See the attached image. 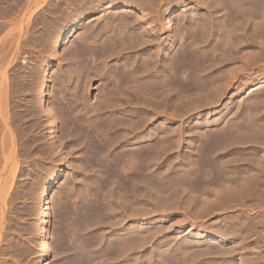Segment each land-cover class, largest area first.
<instances>
[{
	"label": "rangeland",
	"instance_id": "obj_1",
	"mask_svg": "<svg viewBox=\"0 0 264 264\" xmlns=\"http://www.w3.org/2000/svg\"><path fill=\"white\" fill-rule=\"evenodd\" d=\"M88 1L89 3L87 0H35L32 1L33 3H27V1L22 2L23 4L20 3V7H23V11L20 8L22 22L25 25H23V36L21 35L20 40V52L14 55L11 48L10 52L6 54V56H11L9 58L0 52L2 54H0L2 56L0 57L2 58L0 59V66L1 70H6L8 74V85L11 88H15L14 86L18 84L23 85L22 93L24 94L21 93L20 99L25 108L27 100H29L27 106L31 107L24 108L28 114V116L24 115V118L27 120L26 123L28 125H33L32 127L28 126V128H32L29 129L30 132H28V129L26 130L32 141L30 140L25 144L20 141L18 143L20 144L19 148H17L18 145L15 147L14 155L18 159L16 160L17 165L15 168L12 169L9 163L2 164L4 163L2 155L8 153L7 148L1 151L2 155L0 152V187L2 183L4 187L1 188L5 190L2 192L6 197H4V203L6 204L7 202L6 205H3V211L5 212V214L3 212V220H0V264H42L43 260L37 251V245L41 240L40 238H43L44 235L46 237L51 235L49 236L51 250L46 260L48 264H69V262L70 264H80L81 262L77 263L72 258L71 251L74 249L80 251L81 254L82 252L90 254L87 260L81 264H261L264 245L262 244L260 224L261 215L264 212V203L258 196L257 189L259 184L256 182L259 179L257 169L260 171L262 167V165L259 166L258 164L264 157V152L262 153L261 151H264V147H260V143L263 140L258 139V134L261 135L260 133L264 132V128H262L264 126V57L262 56L264 55L261 53L257 43L247 45L248 41L246 38L249 36L253 23L263 21L264 15L253 17L249 23L251 26L246 24L242 27L239 25L240 19L233 18V20L231 16L236 9H241L240 6L245 9L243 5L249 7V3H253L255 0H251L252 2L250 0H223L224 4H220L221 2L218 0L220 2L217 1L219 6L216 5V0L215 2L214 0H113L110 6H108V0ZM119 3L126 5V8L117 7L116 5ZM213 3L215 6L212 5ZM257 3L264 5L263 0H257ZM95 5L98 6L97 9H95ZM170 8H176L173 29L175 42L170 50H164L163 45L165 40H167L168 32L163 30L162 25L164 14ZM28 11L31 13L30 16ZM111 12L113 15L110 16L113 19L109 16ZM60 13L61 15H69V17L65 20L64 15L61 16L59 15ZM26 15L29 16V19ZM11 16H7V20L5 18L8 21L3 30L5 32L14 25L11 22ZM120 16L121 19L125 20L124 22L129 17L125 24L126 26H124L125 29H122V33L119 34L120 38L117 32L114 33L112 28L109 32L105 30L97 31L101 25L104 26L102 24L104 19L107 20L105 24H108V28L111 27L109 25L115 24L116 20L120 21L121 19H118ZM61 17H63L62 20ZM114 17L115 21H113ZM55 21L56 23L53 25ZM62 22H65L62 29L57 31V26ZM109 22L111 23L109 24ZM128 22L129 26L127 25ZM222 22H225V25ZM34 23L35 26H33ZM76 25H83L81 28L83 32L82 30L78 31V34L72 32L71 30ZM51 27H55V30ZM86 29L90 31L88 32ZM127 29L130 32H127ZM3 31L2 33H4ZM131 32H133V35ZM49 33H51V36ZM68 33H70V39L73 38L72 43H75V38L79 40L83 33L87 34V39H85L90 44L94 43L93 45L91 44V47H95V49L100 48L103 43L105 45L106 41L104 39L108 37V40L106 39L107 43L111 39L113 42L116 41V37L117 40H122L124 37L126 40H130L126 36L130 33L128 37L131 40L126 41L127 43L125 42V47L127 48L123 46L115 48L114 54L112 52L109 54V52L105 51L109 55H106V57L104 52L103 59L101 58L102 53L95 54L96 56H93V59L94 57H99V59L90 60L86 65H83L84 63L79 64L76 71L69 69L71 68V60H69V57L67 58L66 45L63 43ZM123 33L125 36H123ZM2 37L1 34L0 38ZM101 38H104L103 43ZM43 40L48 44H45ZM54 40L57 42L53 51L51 41ZM257 41L261 40L257 39ZM67 47H72V45ZM51 53L55 55L53 59L50 57ZM176 53H179L180 62L182 61L179 71V76L181 77L179 97L181 101H178L181 104H172V106L171 102L173 99H170L169 106L165 108L153 105L149 109L141 103L135 107V103L131 102L122 104L115 111L116 114L115 112L112 114L106 113L110 117L114 116L116 124L119 126L121 124V128L119 126L115 128L118 131L115 130L113 132L115 135L112 136L123 135L124 132L128 133L125 127L128 124H133L135 128L132 127V131H137L138 128L137 133L136 131L134 133L136 135L133 139H136V136L143 132H151L153 136H150L149 144L153 145L158 142L159 145L162 144L166 148L163 152L164 154H161L162 156L160 155L156 160L153 157L154 161L150 163L149 182L151 181V184L149 183L150 189L147 194V202L136 200L130 207L128 206L129 208L117 206L114 207L115 210H110L111 207H108L104 210V213H99L90 222L85 223L84 218H81L83 220V223H81L80 216L83 214L80 209H78L80 212H77L74 208H77L76 206L79 208L85 201L84 196L88 192V186H94L95 182H98L97 176L101 175V168L88 162V154L91 151L88 150V154L86 153L87 150L84 146L85 137H77L74 131H70V117L66 114H61V111L57 112L56 110L58 114L56 113L55 116L57 118L56 125L59 128L60 137L63 139L64 144L62 143L60 148L48 149L50 145L53 146V142L50 144L51 140L48 138L49 135H47L49 125L43 117V106L36 103L39 102L37 91L41 87V92L47 103L46 106L51 104L54 99H57L55 100V105L58 108H63V103L68 99V101L79 103L82 98L80 99L74 95L79 96L78 93L81 94L83 91L81 87L79 88L78 79L80 78V83V73L87 70V82L86 80L84 82V91L86 89L87 92L83 91L86 94L84 101L87 99L88 105L94 107L99 105L100 101L101 103L103 100L105 102V99L108 100L110 97L111 99L113 97L114 101H116L119 97L117 88L120 89L123 84L122 82V84L120 83L122 77L119 75L128 74L125 71H129L135 72L137 80L146 85L151 84L153 81L152 84H161V78L165 82L169 81L167 83L169 85L166 87V93H168L169 97L170 92L173 91L172 79L175 76L174 71L172 72L171 70V65L168 63H170V57ZM100 59L102 60L100 61ZM154 59L155 61L157 59V63ZM101 64L105 65V67H102ZM80 67L83 69L80 70ZM132 69H136V71ZM89 70H91L90 74ZM30 72L32 75L29 74ZM69 72H72L71 76ZM12 73L13 75H11ZM78 73L79 75H77ZM16 74L19 81L16 79ZM138 74L140 76H137ZM162 74L164 75L162 76ZM40 75L41 78L44 77L39 79ZM89 75L92 77L89 78ZM11 76H13L12 81L15 78L13 82L10 79ZM10 81L15 85L10 83ZM1 84L3 86L4 83H0V86ZM29 84L35 87L32 88ZM1 87L0 90H3L4 87ZM255 87L257 88L253 89ZM25 90L28 93H25ZM28 90H33V92L31 93ZM110 90L111 92H109ZM112 91L115 94H112ZM251 92H255L254 98L256 99L254 103L256 102L257 105H250L251 100L249 97L251 98ZM50 93L54 94L56 98ZM71 96L75 99L71 98ZM257 98L259 100L258 103L256 101ZM57 101H61L59 103L62 104ZM108 101L111 102L110 100ZM145 102L147 101L145 100ZM30 103L32 104L29 105ZM80 104L81 102L78 104V108L82 107ZM32 105L36 106V108ZM100 105H103V103ZM177 106H180L179 109ZM90 110L92 109H88V111ZM90 112L88 113L92 114V117L88 116L87 112H85V116L95 119L94 111ZM26 113L23 110V114ZM64 116L66 119H64ZM67 117L68 121H66ZM101 117L103 115H100ZM142 120L146 121L145 130H141L139 127V123ZM29 121L32 123L29 124ZM135 125L138 126L136 127ZM68 132L71 133L70 136ZM33 139H35V142H33ZM177 139L180 141L179 144L174 142ZM203 145L205 146L203 147ZM262 146H264V143ZM261 155L263 157H260ZM152 156L154 155L152 154ZM205 159L212 162L210 169H208L209 166L202 165V161H205ZM218 166L224 167L222 181H218L219 183L216 180L212 181L214 177L213 171ZM200 173L201 177L204 178L201 183L193 184L195 187L188 183V179H193ZM239 173H241L242 177L246 176L244 177L247 180L246 182L249 181L248 183H250V181H253L250 184L244 183L246 186L248 185L247 189H250L251 193L245 194L243 199H238L236 200L237 202H227L221 199L218 202L219 204H217L215 202V190L218 187L222 189L227 184L228 186L234 185L233 182H230L231 180L228 182L229 176L232 177L234 174L237 177L238 175L240 176ZM247 176H250L252 180L250 177L247 178ZM180 179H184L183 181L187 179L186 183L183 184L182 182V184L183 186L189 184L188 194L178 197L159 194V189H162V186L172 182V185L176 187L178 183H181L180 181L178 182ZM224 179L227 182H224ZM243 180L240 179V181ZM174 182H177L176 185ZM220 182L223 183L220 184ZM255 183L257 187H255ZM251 184H254L255 188ZM170 185L166 187L169 188ZM172 185L171 189L169 188L170 190H173ZM252 187L255 190L254 192H252ZM197 188H199L197 197H195V201L191 200L189 194L194 193ZM72 209L76 212H71ZM59 230L61 233H59ZM212 233L223 235L225 240H211L209 235ZM89 240H92L90 241V243L92 242L91 244L88 243ZM63 243L66 244L67 249L62 248L64 246Z\"/></svg>",
	"mask_w": 264,
	"mask_h": 264
},
{
	"label": "bare ground",
	"instance_id": "obj_2",
	"mask_svg": "<svg viewBox=\"0 0 264 264\" xmlns=\"http://www.w3.org/2000/svg\"><path fill=\"white\" fill-rule=\"evenodd\" d=\"M24 1H27V3H29V2H32V1H35V0H24ZM23 0H13V1H10V0H0V35L2 34V38H0V52H2V54L3 55H5L6 56V54H8L9 52H10V49L12 50V53L15 55V54H17L18 52H20V50H19V46H20V40H21V37L23 36L22 35V31L24 30L23 29V25H24V23L22 22V17H21V10H20V8H22V11H23V7H20V3H22V2H24ZM92 1V0H91ZM90 1V2H91ZM94 1V0H93ZM97 1H99V0H97ZM113 0H108V6H110V3L112 2ZM182 1V0H181ZM210 1V0H209ZM208 1V2H209ZM217 1L218 0H216V5H218V3H217ZM223 0H220V4H224L225 2H222ZM243 1H246V0H243ZM242 1V2H243ZM248 1V0H247ZM254 1V0H253ZM255 1H256V3H255ZM253 3H249V7L247 6H245V5H243L244 7H245V9L242 7V6H240L241 7V9H239L238 8V10L236 9L235 10V12L231 15L232 16V19L234 18H236V19H240L239 21H241V22H239V25H241V27L243 26V25H246V24H249L250 23V21H251V19L254 17H256V16H259V15H261V16H263L264 15V5H261V3H257V0H255ZM87 2L89 3V1L87 0ZM86 2V3H87ZM213 2V1H212ZM214 2H215V0H214ZM250 2H252L251 0H250ZM263 2H264V0H263ZM33 3V2H32ZM97 3V2H96ZM95 3V4H96ZM244 3V2H243ZM23 4V3H22ZM92 4H94V3H92ZM115 4V3H114ZM211 4V3H210ZM248 4V3H247ZM28 5H30V4H28ZM107 5V4H106ZM212 5H214V3L212 4ZM238 5V4H237ZM37 6V5H36ZM96 6V5H95ZM107 6V7H108ZM117 7H123V8H126L125 6L126 5H123L122 3L120 4H118V5H116ZM148 6V5H147ZM215 6V5H214ZM219 6V5H218ZM217 6V7H218ZM222 6V5H221ZM229 6V5H228ZM82 7V6H81ZM93 7V6H92ZM105 7V6H104ZM113 7V6H112ZM150 7V6H149ZM98 8V6H96L95 7V9H97ZM100 8V7H99ZM134 8V7H133ZM236 8H237V6H236ZM247 8V9H246ZM81 9V8H80ZM244 9V10H243ZM29 10V9H28ZM31 10V9H30ZM63 10V9H62ZM82 10V9H81ZM25 11V10H24ZM34 11V10H33ZM77 11V10H76ZM125 11V10H124ZM130 11V10H129ZM132 11V10H131ZM134 11V10H133ZM149 11V10H148ZM213 11V10H212ZM29 12V11H28ZM27 12V13H28ZM36 12V11H35ZM59 12H61L60 10H59ZM73 12V11H72ZM83 12V11H82ZM107 12V11H106ZM105 12V13H106ZM114 12V11H113ZM127 12V11H126ZM221 12V11H220ZM231 12H232V10H231ZM30 13V12H29ZM28 13V15L30 16L31 15V13L29 14ZM62 13H64V12H62ZM77 13V12H76ZM129 13V12H128ZM146 13V12H145ZM229 13V12H228ZM100 14H101V12H100ZM104 14V13H103ZM175 14H176V8H170V9H168L166 12H165V14H164V21H163V30H165V31H167L168 32V34H167V40H165V43H164V45H163V49L164 50H170L172 47H173V45H174V42H175V34L173 33V29H174V17H175ZM9 15H12L11 17H12V24H14L13 26H12V28L10 29V30H8V31H3L4 30V28H5V26H6V23L8 22V21H6L7 20V16H9ZM28 15H26V17L28 16ZM59 15H61V13L59 14ZM64 15V14H63ZM63 15H61V16H63ZM79 15V14H78ZM99 15V14H98ZM102 15V14H101ZM110 15H113L112 14V12H111V14H109V16ZM129 15V14H128ZM127 15V16H128ZM29 16H28V19H29ZM104 16V15H103ZM130 16V15H129ZM227 16V15H226ZM60 17V16H59ZM69 17V15H64V19L66 20L67 18ZM98 17V16H97ZM110 17H112V16H110ZM117 17V16H116ZM141 17V16H140ZM260 17V16H259ZM5 18H6V20H5ZM9 19H10V17H9ZM23 19H24V17H23ZM33 19H34V16H33ZM63 19V17H61V20ZM112 19H113V17H112ZM111 19V20H112ZM118 19H121V16L120 17H118ZM233 19V20H234ZM35 20H36V18H35ZM34 20V21H35ZM38 20V19H37ZM57 20H59V19H57ZM109 20V19H108ZM122 20L123 19H121L120 21L118 20H116L115 21V17H114V20L113 21H115V24H112V25H109V26H111V27H108L107 28V26H108V24H105V22L107 21L106 19H104L103 21H102V24L104 25V26H102L101 24V26L99 27V30L97 29V31L99 32V31H103V30H105V31H107V32H109L110 31V29L112 28V30L114 31V33L115 32H117V35H118V37H119V34H121L122 33V29H125V27L124 26H126L125 24L127 23V21L129 20V17H127V21L126 22H124L125 20H123V22H122ZM25 21V20H24ZM135 21V20H134ZM264 21V20H263ZM263 21H261V22H257V23H253V25H252V27H251V30L249 31V36L246 38V40L248 41V43H247V45H252V44H258L259 45V48H260V51H261V53L264 55V22ZM9 22H10V20H9ZM104 22V23H103ZM211 22H213V21H211ZM219 22V21H218ZM227 22V21H226ZM256 22V21H255ZM33 23V22H32ZM37 23V22H36ZM55 23H56V21L54 22V24L53 25H55ZM64 23L65 22H62L59 26H57V24H56V26L58 27L57 28V31H60L61 29H62V27H63V25H64ZM111 22H109V24H110ZM114 23V22H113ZM195 23V22H194ZM217 23V22H216ZM223 23V22H222ZM225 23V22H224ZM223 23V24H224ZM82 24V23H81ZM84 24H86L85 22H84ZM95 25V24H94ZM128 26H129V22H128V24H127ZM217 25V24H216ZM225 25V24H224ZM234 25V24H233ZM250 25V24H249ZM249 25H248V27H249ZM25 26V25H24ZM27 26V25H26ZM30 26V25H29ZM33 26H35V23L33 24ZM45 26V25H44ZM132 26H134V25H132ZM251 26V25H250ZM83 27V25H76L71 31L72 32H74V33H76V34H78L77 32L79 31L80 32V30H82L81 28ZM86 27H88V26H86ZM27 28V27H26ZM26 28H25V30H26ZM35 28V27H34ZM52 29H54L53 27H51ZM85 28V27H84ZM134 28V27H133ZM145 28V27H144ZM88 29H89V27H88ZM129 29V28H128ZM128 29H127V32H130V31H128ZM132 29V28H131ZM205 29V28H204ZM229 29V28H228ZM34 30V29H33ZM49 30V29H48ZM55 30V29H54ZM87 30V29H86ZM93 30H94V28H93ZM96 30V29H95ZM111 30V31H112ZM2 31L4 32V33H2ZM27 31V30H26ZM30 31H31V29H30ZM88 31V30H87ZM90 31V30H89ZM88 31V32H89ZM125 31V30H124ZM123 31V32H124ZM132 31V30H131ZM33 32V31H32ZM49 32V31H48ZM51 32V31H50ZM82 32H83V30H82ZM23 33H25V32H23ZM30 33V32H29ZM29 33H27V34H29ZM42 33V32H41ZM40 33V34H41ZM54 33V32H53ZM56 33V32H55ZM86 33V32H85ZM85 33H83V36H81L82 37V39H81V37L79 38V40H77L76 38H75V43H72V39H70L71 38V36H70V33H68V35L65 37V41L63 42L64 43V45H66V51H67V54H65V55H67V58L69 57L70 59L69 60H71L70 61V67L71 68H69V69H72V70H78V68H77V66L79 65V64H81V63H84L83 65H86V63L88 62H90V60L92 61H94V59H99V57H94V59H93V56H96L98 53L99 54H101L102 53V56H101V58L103 57V55L106 53V52H109V54H110V52H112L113 54H114V50H116L117 49V47H120L121 48V46H123V47H125L126 46V44H125V42L126 41H130L131 40V38H129L128 36L130 35V33H129V35H126L127 36V38L128 39H130V40H126L125 39V37L124 38H122V40L121 39H116L115 38V40L116 41H112V39H111V41L109 42V43H107V40H108V38H101L102 39V43H103V39H104V41H106L105 43V45H104V43H103V45L102 46H100V48H98V49H95V47H91V44L93 45L94 43H91L90 44V42L88 43L87 42V34H85ZM91 33V32H90ZM102 33V32H101ZM104 33V32H103ZM126 33V32H125ZM132 33V35H133V32H131ZM35 34H36V32H35ZM47 34V33H46ZM50 34V36H51V33H49ZM49 34H48V36H49ZM98 34H100V33H98ZM111 34V33H110ZM113 34V33H112ZM128 34V33H127ZM22 35V36H21ZM42 35V34H41ZM92 35H94V34H92ZM96 35V34H95ZM114 35V34H113ZM116 35V36H117ZM33 36V35H32ZM40 36V35H39ZM43 36H44V34H43ZM53 36V35H52ZM56 36V35H55ZM77 36V35H76ZM88 36H89V34H88ZM103 36V35H102ZM123 36H125L124 35V33H123ZM263 36V37H262ZM40 37H42V36H40ZM90 37V36H89ZM93 36H91V38H92ZM121 37V36H120ZM119 37V38H120ZM260 39H259V38ZM26 38V37H25ZM37 38V37H36ZM46 38V37H45ZM49 38V37H48ZM47 38V39H48ZM86 38V39H85ZM113 38V37H112ZM229 38V37H228ZM261 38H263V39H261ZM47 39H46V41H47ZM57 39V38H56ZM81 39V40H80ZM93 39H94V37H93ZM97 39V38H96ZM107 39V40H106ZM124 39V40H123ZM209 39V38H208ZM257 39L258 40H261V41H257ZM49 40V39H48ZM90 40V39H89ZM44 42H45V40H43ZM73 41V42H74ZM79 41V42H78ZM93 41H95V40H93ZM124 43H123V42ZM52 42V46H51V48L53 49V51L55 50L54 48H55V45H56V42L57 41H51ZM76 42H78V43H76ZM97 42H98V40H97ZM101 42H99L100 44H102ZM152 42V41H151ZM62 43V44H63ZM127 43V42H126ZM129 43H132V42H129ZM128 43V44H129ZM160 43V42H159ZM45 44H48V43H46L45 42ZM58 44V43H57ZM97 44V43H96ZM125 44V45H124ZM227 44V43H226ZM241 44V43H240ZM246 44V43H245ZM71 46L72 45V47H67V46ZM129 45H131V44H129ZM213 45V44H212ZM96 46H98V45H96ZM128 46V45H127ZM194 46V45H193ZM239 46V45H238ZM45 47V46H44ZM99 47V46H98ZM122 47V48H123ZM51 48H49V49H51ZM116 48V49H115ZM125 48H127V47H125ZM189 48V47H188ZM229 48V47H228ZM119 49V48H118ZM128 49H130V48H128ZM230 49V48H229ZM63 51H64V49H62ZM120 50V49H119ZM126 50V49H125ZM65 51V52H66ZM106 51V52H105ZM188 51V50H187ZM42 52V51H41ZM64 52V53H65ZM105 52V53H104ZM186 52V51H185ZM11 53V54H12ZM111 53V54H112ZM232 53V52H231ZM1 54V53H0ZM1 54V55H2ZM29 54V53H28ZM96 54V55H95ZM109 54H105V56L107 55H109ZM167 54V53H166ZM233 54V53H232ZM25 55V54H24ZM123 55V54H122ZM4 56V57H5ZM9 56L10 55H7L6 57H8L9 58ZM54 53L52 54H50V57L53 59L54 58ZM104 56V57H105ZM106 56V57H107ZM136 56V55H135ZM169 56V55H168ZM216 56V55H215ZM240 56V55H239ZM0 57H2V56H0ZM11 57V56H10ZM16 57V56H15ZM187 57H189V56H187ZM191 57V56H190ZM195 57V56H194ZM238 57V56H237ZM262 57H264V56H262ZM90 58H92V59H90ZM140 58V57H139ZM214 58V57H213ZM0 59H2V58H0ZM29 59V58H28ZM103 59V58H102ZM102 59H100V61L102 60ZM105 59V58H104ZM112 59V58H111ZM7 60H9V59H7ZM12 60V59H11ZM10 60V61H11ZM147 60V59H146ZM153 60V59H152ZM170 63H168V64H170L171 66V70H172V72L174 71V76L175 77H173V79H172V86H173V91H171L170 93V96L168 97V93H166V87H167V85H169V84H167L168 82L166 81H163V79L161 78V84H148V85H146L145 83H141V82H139L138 80H137V78H136V75L134 74L135 72H129V71H125V73H127L128 72V74H123V75H119L120 77H122L121 78V81H120V83L122 84V86H121V88L119 89V88H117L118 89V91H117V94L119 95V97L116 99V101H114V99H113V97H112V99H113V101H111L112 99H111V97H110V99H108V100H110L111 102H109L107 99H105V102H104V100L102 101V103H103V105H100V104H102L101 103V101H100V104L99 105H97V106H90V105H88V103L86 102V100L84 101V99H85V91H86V89H85V91H84V86H85V84H84V82H85V80H86V82H87V77H88V72H87V70H86V72L84 71V72H81L80 73V75H79V73L77 74V75H79V76H81V82L79 83V79H78V85H79V88L81 87V89L84 91H82L81 92V94L80 93H78V95L79 96H76V95H74L75 97H78V98H82V100L80 101L79 99V101L81 102V104L80 105H82V107L81 108H78V104L80 103H78V102H72V101H63L62 99H60L62 102H64L63 103V108H58V106H56L55 105V103H56V101L55 100H57V99H54L52 102H51V104H49V105H47L46 106V100H44V95H43V93L41 92V87H40V89L37 91V95H38V97H39V102H36V103H39L41 106H43V117L45 118V120H47V124L49 125V130H48V133H47V135H49L48 136V138L51 140L50 141V144H51V142H53L52 144H53V146H51L50 145V147L48 148V149H51V148H60L61 147V145H62V143H63V139H61V137H60V132H59V128L57 127V125H56V116H55V114L58 112V111H61V114H63V115H68V117H70V120H69V122H70V131L71 132H73L74 131V133H76V135H77V137L78 136H82L83 138L85 137V149L87 150L86 151V153L88 152V150L89 151H91V153H87L88 155H89V159H88V162L89 163H91V164H95L96 166H98V167H100L101 169H100V171H101V175H99V176H97L98 178V182L96 183L95 182V185L94 186H88L89 188H87L88 189V192H87V194H86V196H84V200L85 201H83V203L79 206V208H78V206H76L77 208H74V209H76L77 210V212L79 211L78 209H80L81 210V213L84 215V217H82V216H80V220H81V218L83 219L84 218V221H85V223L86 222H90L91 220H93L94 219V217H96L99 213L101 214V213H104V210L106 209V208H110V210H112V209H114V207H117V206H123V208H127L128 206L130 207L131 205H132V203L133 202H135L136 200H140V201H146L147 200V194H148V190L150 189L149 187H150V185H149V183L151 182H149V180H150V176H149V174H150V172H149V166H150V163H152L153 161H154V159L156 160L157 159V157L159 158L160 157V155L165 151V149L166 148H164V146L161 144V145H159L158 144V142H156L155 144H153V145H151V144H149V139L151 138L150 136H153L152 135V133L151 132H143L142 134H140V135H137L136 136V139H133V138H135L134 136L136 135H134V133H135V131H132L133 129H132V127L133 128H135L134 126H133V124H128V126L127 127H125V125H123L124 127H125V130L128 132V133H126V132H124V134L123 135H116V136H112V135H115V133H113V132H115V128H118V124H116V121H115V118H113V117H110L109 115H107L106 113H108V114H112V113H114L117 109H119L120 108V106L122 105V104H128V103H131V102H134L135 103V107L137 106V104H143L144 106H146L147 108H152L153 107V105H157V107H163V108H165V107H167V106H169V100L170 99H173L172 100V102H171V105L172 104H174V105H179V104H181L180 102H178V101H181V99H180V97H179V89H180V86H181V77L179 76L180 75V73H179V71H180V67H181V63H182V61L180 62V55H179V53H176V54H174V55H172L171 57H170ZM255 60H256V58H255ZM3 61V60H2ZM99 61V62H100ZM154 61H155V59H154ZM153 61V62H154ZM156 61H157V59H156ZM155 61V62H156ZM17 62V61H16ZM24 62H26V61H24ZM98 62V61H97ZM141 62V61H140ZM12 63V62H11ZM92 63V62H91ZM100 63H104V62H100ZM157 63V62H156ZM155 64V63H154ZM1 65V64H0ZM6 65V64H5ZM87 65H89V64H87ZM92 65H94V64H92ZM99 65V64H98ZM102 65V64H101ZM188 65V64H187ZM193 65V64H192ZM251 65V64H250ZM10 66V65H9ZM9 66H7V67H9ZM82 66V65H81ZM95 66H96V64H95ZM185 66V65H184ZM5 67V66H4ZM99 67V66H98ZM102 67H105V65L103 66L102 65ZM116 67V66H115ZM138 67V66H137ZM196 67V66H195ZM167 68V67H166ZM203 68V67H202ZM6 69V68H5ZM18 69H19V67H18ZM83 68H81L80 67V70H82ZM154 69V68H153ZM182 69H183V66H182ZM186 69V68H185ZM204 69H205V67H204ZM15 70V69H14ZM76 70V71H77ZM79 70V71H80ZM132 70H134V69H132ZM147 70H148V68H147ZM200 70V69H199ZM20 71V70H19ZM34 71V70H33ZM69 71H71V70H69ZM90 71L91 70H89V74H90ZM116 71V70H115ZM119 71V70H118ZM117 71V72H118ZM122 71V70H121ZM134 71H136V69L134 70ZM167 71V70H166ZM183 71V70H182ZM192 71V70H191ZM15 72V71H14ZM13 72V73H14ZM145 72V71H144ZM10 73V72H9ZM13 73L11 74V75H13ZM16 73V72H15ZM20 73V72H19ZM18 73V74H19ZM24 73H26V72H24ZM23 73V74H24ZM33 73V72H32ZM74 73H76L75 71H74ZM131 73H133V75H131ZM190 73V72H189ZM203 73V72H202ZM20 74H22V73H20ZM29 74H31V72L29 73ZM37 74V73H36ZM69 74H70V76H71V74H72V72L70 73L69 72ZM96 74V73H95ZM107 74V73H106ZM32 75V74H31ZM38 75H39V73H38ZM42 75V74H41ZM41 75L39 76V79H42L41 78ZM76 75V76H77ZM157 75V74H156ZM164 74H162V76H163ZM165 75H167V74H165ZM172 75V74H171ZM15 76V75H14ZM16 76H17V74H16ZM15 76V77H16ZM23 76V75H22ZM21 76V77H22ZM26 76V75H25ZM36 76V75H35ZM75 76V75H74ZM90 76V75H89ZM137 76H140L139 74L137 75ZM154 76H155V73H154ZM161 76V77H162ZM195 76V75H194ZM12 77V78H11ZM10 77V79H11V81H12V79H13V76H11ZM29 77V76H28ZM27 77V78H28ZM92 76H90L89 78H91ZM113 77V76H112ZM115 77V76H114ZM0 78H1V82L0 83H4L3 84V86H2V84H1V88H3V90L1 89L0 90V152L4 149V148H7V154L6 155H2V152H1V155L4 157L3 159H4V163H2L3 165L4 164H7V163H9V164H11V168L13 169V168H15L16 167V160H18L17 159V157H15L16 155H14V153H15V147L18 145V147L17 148H19V145L20 144H18V143H20V141L22 142V144H25V143H28V141H30L32 138H31V136L29 137L28 136V133L26 132V130L28 129V132H30L29 131V129H32V128H28V126H30V125H28L27 123H26V119L24 118V115L26 116H28V114L25 112V109H27V108H31L30 106L28 107L27 105H28V102H29V100H27L28 102H27V105H25L26 106V108L24 107V105H23V103H22V101H21V99H20V97H21V93L23 92V85H15L14 83H12L14 80H15V78H14V80L11 82L10 81V83H12V84H14L13 86L15 87V88H11L9 85H8V83H7V81L9 80V77H8V74H7V72H6V70H1V66H0ZM24 78V77H23ZM160 78V77H159ZM158 78V79H159ZM164 78V77H163ZM196 78V77H195ZM264 78V77H263ZM16 79L18 80V76L16 77ZM37 79V78H36ZM194 79V78H193ZM20 80H22V79H20ZM25 80V79H24ZM38 80V79H37ZM118 80V79H117ZM164 80H166L165 78H164ZM261 80V79H260ZM19 81V80H18ZM41 81V80H40ZM60 81V80H59ZM147 81V80H146ZM25 82V81H24ZM108 82V81H107ZM21 83L23 84V82L21 81ZM26 83V82H25ZM76 83H77V80H76ZM156 83H158V82H156ZM171 83V82H170ZM252 83V82H251ZM262 83V82H261ZM38 84V83H37ZM104 84V83H103ZM107 84V83H106ZM128 84H129V86H128ZM184 84V83H183ZM186 84V83H185ZM30 85V84H29ZM34 85L36 86V84H35V82H34ZM45 85H46V83H45ZM77 85V86H78ZM190 85V84H189ZM12 86V85H11ZM25 86V85H24ZM30 86H32V85H30ZM35 86H32V88L33 87H35ZM38 86V85H37ZM114 87V86H113ZM119 87V86H118ZM31 88V87H30ZM31 88V89H32ZM86 88V87H85ZM257 87H255V88H253V89H256ZM262 88V87H261ZM24 89H25V87H24ZM35 89V88H34ZM78 89V88H77ZM102 89V88H101ZM109 89V88H108ZM117 89H111V90H117ZM169 89V88H168ZM185 89V88H184ZM213 89V88H212ZM220 89V88H219ZM259 89V88H258ZM36 90V89H35ZM111 90L109 91V92H111ZM210 90V89H209ZM216 90V89H215ZM29 91V90H28ZM31 91V90H30ZM29 91V92H30ZM76 91H78V90H76ZM81 91V90H80ZM204 91V90H203ZM260 91V90H259ZM27 91L25 90V93H26ZM33 92V90L31 91V93ZM51 92V91H50ZM87 92V91H86ZM116 92V91H115ZM184 92V91H183ZM263 92V91H262ZM28 93V92H27ZM52 93H54V92H52ZM77 93V92H76ZM218 93V92H217ZM257 93H258V91H257ZM260 93V92H259ZM22 94H24V93H22ZM36 94H32V95H36ZM51 94V93H50ZM75 94V93H74ZM106 94V93H105ZM111 94V93H110ZM112 94H115L113 91H112ZM51 95H54V94H51ZM51 95H50V97H51ZM201 95V94H200ZM255 92H251L250 93V96H251V98L249 97V99L251 100L250 101V105L251 104H256V102L254 103V101H255V99L256 98H254L255 96ZM186 96V95H185ZM25 97V96H24ZM33 97V96H32ZM53 97H55V95L53 96ZM64 97V96H63ZM108 97V96H107ZM257 97V96H256ZM56 98V97H55ZM70 98V97H69ZM71 98H73V96H71ZM32 99V98H31ZM73 99H75V98H73ZM180 99V100H179ZM247 99H248V97H247ZM246 99V100H247ZM26 100V99H25ZM71 100V99H70ZM108 102H107V101ZM141 100V101H140ZM142 100H144L143 102H142ZM145 100L148 102H145ZM245 100V101H246ZM31 101V100H30ZM55 101V102H54ZM61 101H59V102H61ZM77 101V100H76ZM257 103L259 102V100H258V98H257ZM264 101V100H263ZM58 102V101H57ZM58 102V103H59ZM33 103V102H32ZM32 103H30L29 105H31ZM87 103V104H86ZM99 103V102H98ZM105 103V104H104ZM133 103V104H134ZM59 104H62V103H59ZM58 104V105H59ZM148 104H150V105H148ZM39 105V107H41ZM92 105V104H91ZM248 105H249V101H248ZM257 105V104H256ZM255 105V106H256ZM32 106H34V105H32ZM143 106V107H144ZM173 106V105H172ZM182 106H183V104H182ZM35 108H36V106H34ZM125 107V106H124ZM176 107V106H175ZM174 107V108H175ZM180 107V106H179ZM179 107L177 106V108L179 109ZM249 107V106H248ZM260 107V106H259ZM25 108V109H24ZM57 108V109H56ZM134 108V107H133ZM176 108V109H177ZM32 109H34L33 107H32ZM88 109H92L93 111H94V115H96V118L94 119V118H92L91 119V115L92 114H89L88 112H92V110H90V111H88ZM136 109V108H135ZM156 109V108H155ZM175 109V110H176ZM177 109V110H178ZM23 110H24V113H26V114H23ZM56 110H57V112H56ZM126 110V109H125ZM132 110V109H131ZM144 110V109H143ZM176 110V111H177ZM181 110V109H180ZM249 110V109H248ZM36 111V110H35ZM122 111V110H121ZM127 111V110H126ZM34 112V111H33ZM85 112H87L88 113V116H91L90 118L89 117H87V115L85 116ZM90 112V113H91ZM178 112H179V110H178ZM86 113V114H87ZM124 113V112H123ZM125 113H127V112H125ZM131 113V112H130ZM129 113V114H130ZM153 113V112H152ZM181 113V112H180ZM58 114V113H57ZM59 114H60V112H59ZM60 114V115H61ZM98 114V115H97ZM115 114H116V112H115ZM114 114V115H115ZM30 115H31V112H30ZM34 115V114H33ZM40 115V114H39ZM62 115V116H63ZM70 115V116H69ZM100 115L102 116L103 115V117H101L100 118ZM105 115V116H104ZM127 115V114H126ZM179 115V114H178ZM118 116V115H117ZM131 116V115H130ZM141 116V115H140ZM139 116V117H140ZM172 116H173V114H172ZM175 116H176V114H175ZM65 117V116H64ZM68 117H67V120L66 121H68ZM116 117V116H115ZM122 118V117H121ZM142 118V117H141ZM175 118V117H174ZM64 119H66V117L64 118ZM38 120V119H37ZM62 120V119H61ZM146 120V119H145ZM32 121V120H31ZM33 121H34V119H33ZM30 122V121H29ZM32 122H30L29 124H31ZM125 124V123H124ZM264 125V124H263ZM33 126V125H32ZM32 126H30V127H32ZM120 126H121V124H120ZM119 126V127H120ZM136 126V125H135ZM138 126V125H137ZM136 126V127H137ZM145 126H146V121H144V120H142V122H140L139 123V127H140V129L141 130H143L144 128H145ZM160 126V125H159ZM68 127H69V125H68ZM252 127V126H251ZM121 128V127H120ZM163 128V127H162ZM262 128H264V126H262ZM140 129H139V131H140ZM69 130V129H68ZM145 130V129H144ZM32 131V130H31ZM76 131V132H75ZM116 131H118V130H116ZM137 131H138V128H137ZM137 131H136V133H137ZM176 131H178V130H176ZM261 131H263V130H261ZM175 132V131H174ZM250 132V131H249ZM27 133V134H26ZM69 133V132H68ZM241 133V132H240ZM244 133V132H243ZM30 134H32V133H30ZM70 134L71 133H69V136H70ZM151 134V135H150ZM154 134V133H153ZM261 135H259L258 134V139H262L263 140V142H262V140H260L262 143H260V147H264V146H262V144L264 143V132H262V133H260ZM35 135V134H34ZM177 135V134H176ZM181 135V134H180ZM242 136V135H241ZM249 136V135H248ZM251 136V135H250ZM261 136V138H259ZM34 137V136H33ZM206 137V136H205ZM244 137V136H243ZM252 137V136H251ZM250 137V138H251ZM64 138V137H63ZM159 138V137H158ZM170 138V137H169ZM165 139H167V138H165ZM173 139V138H172ZM176 139V138H175ZM219 139V138H218ZM221 139V138H220ZM34 141L33 142H35V139H33ZM215 140V139H214ZM32 141V140H31ZM75 141V140H74ZM200 141H202V140H200ZM213 141V140H212ZM234 141V140H233ZM242 141V140H241ZM81 142V141H80ZM176 144H179V139H177L176 141H174ZM173 142V144H175ZM166 143V142H165ZM170 143H171V141H170ZM35 144V143H34ZM64 144V143H63ZM82 144V143H81ZM173 144H171V145H173ZM212 144V143H211ZM216 144V143H215ZM31 145H32V142H31ZM48 146H49V144H47ZM76 145V144H75ZM74 145V146H75ZM166 145V144H165ZM167 146V145H166ZM205 145H203V147H204ZM214 146V145H213ZM224 147V146H223ZM170 148H171V146H170ZM173 148V147H172ZM85 149H84V151H85ZM263 149V148H262ZM21 150V149H20ZM40 150V149H39ZM38 150V151H39ZM52 150V149H51ZM70 150H72V149H70ZM207 150V149H206ZM261 150V149H260ZM17 151H19V150H17ZM25 151V150H24ZM23 151V152H24ZM27 151V150H26ZM31 151V150H30ZM35 151V150H34ZM197 151V150H196ZM262 151V153L264 152L263 150H261ZM167 152V151H166ZM220 152V151H219ZM27 153H29L28 151H27ZM52 153V152H51ZM205 153V152H204ZM216 153V152H215ZM261 153V154H262ZM17 154V153H16ZM19 154V153H18ZM45 154V153H44ZM152 154L154 155V156H152ZM164 154V153H163ZM197 154H198V152H197ZM83 155H84V153H83ZM88 155H87V157H88ZM263 155H264V153H263ZM46 156V155H45ZM51 156V155H50ZM162 156V155H161ZM48 157V156H47ZM153 157H155L154 159H153ZM208 157V156H207ZM260 157H263L262 155L260 156ZM259 157V158H260ZM2 158V157H1ZM79 158V157H78ZM264 158V157H263ZM262 158V159H263ZM209 159V158H208ZM261 159V158H260ZM259 159V160H260ZM262 159H261V162H262V164H261V162L258 164L259 166L260 165H262V167L260 168L259 166V168H260V171H259V169H257L258 170V172H259V179L257 180V184H259V187H258V189H257V192H258V196H259V198L261 199V201L264 203V159H263V161H262ZM252 160V159H251ZM256 160V159H255ZM195 161V160H194ZM226 161H227V159H226ZM87 162V163H88ZM204 162V163H203ZM245 162V161H244ZM0 163H1V159H0ZM214 163V162H213ZM90 164V165H91ZM206 165V166H209V168L208 169H210V166L212 165V162L210 161V160H207V159H205V161H202V165ZM224 164V163H223ZM226 164V163H225ZM203 165V166H204ZM8 166V165H7ZM257 166V165H256ZM1 167V166H0ZM189 167V166H188ZM5 168V167H4ZM2 169V168H1ZM224 169V167L223 166H218V167H215V169H214V177H213V179H212V181L213 180H216L217 182L218 181H222L221 179H222V172L224 171L223 170ZM243 169V168H242ZM233 170V169H232ZM231 170V171H232ZM236 170V169H235ZM248 170V169H247ZM234 171V170H233ZM84 172V171H83ZM229 172V171H228ZM234 172H236V171H234ZM233 172V173H234ZM247 172H249V171H247ZM230 173V172H229ZM238 173V172H237ZM236 173V174H237ZM14 174V173H13ZM95 174V173H94ZM231 174V173H230ZM240 174V176L238 177H235V175L233 174V176L231 177V176H229V179H228V182H229V180H231L230 182L232 183L233 182V184L234 185H229L228 186V184H227V186L226 187H222V189H219V187H218V189L217 190H215V192H214V194H215V197H216V203L217 204H219L218 202L221 200V199H223V200H226L227 202H235L236 200H240L241 198L243 199V197H244V195L245 194H249V193H251V190L250 189H247V187H248V185L246 186L244 183L247 181V180H245L246 178H244V177H246V176H244V177H242V175H241V173H239ZM245 174V173H244ZM257 174V173H256ZM5 175V174H4ZM7 175V174H6ZM159 175V174H158ZM101 176V177H100ZM205 176V175H204ZM251 176V175H250ZM250 176H247V178L248 177H250ZM99 177H100V179H99ZM231 177V178H230ZM240 177H242V178H240ZM212 178V177H211ZM228 178V177H227ZM8 179V178H7ZM55 179V178H54ZM96 179V180H97ZM156 179V178H155ZM161 179V178H160ZM164 179V178H163ZM202 179H204V178H202L201 177V173L198 175V176H195L193 179L191 178V179H186L187 181H188V183L189 184H197V183H201V181H202ZM240 179L241 180H243V181H240ZM250 179L252 180V178L250 177ZM250 179H248V180H250ZM184 179H180V180H178V182L180 181L181 183H178L177 185H176V183L177 182H174L175 183V185H176V187L174 186V185H172V182L171 183H169V184H171L172 185V187H173V190H170L171 188V185L169 186V188H167L168 187V185L169 184H165L166 186H162V189H159L160 190V193L159 194H161V195H164V196H175V197H178V196H180V195H183V194H188L189 193V189H190V186H189V184L187 185H184L183 186V184H185L186 182V180L185 181H183ZM208 180H211V179H208ZM3 181V180H2ZM206 181V180H205ZM215 181V182H216ZM182 182H183V184H182ZM224 182H227V181H225V179H224ZM249 182V181H248ZM248 182H246V184L248 183ZM253 183V181H250V183ZM173 183V184H174ZM219 183V182H218ZM221 183H223V182H220V184ZM250 183H248V184H250ZM256 183H255V185H256ZM151 184V183H150ZM182 184V185H181ZM83 185V184H82ZM251 185H253V187H254V184H251ZM250 185V186H251ZM160 186V187H161ZM194 186V185H193ZM225 186V185H224ZM246 186V187H245ZM1 187H4L3 185H2V183H1ZM0 187V188H1ZM157 187V186H156ZM175 187V188H174ZM189 187V188H188ZM195 187V186H194ZM252 187V188H253ZM255 187H257V185L255 186ZM254 187V188H255ZM8 188V187H7ZM187 188H188V190H187ZM251 188V187H250ZM254 188L252 189L253 191L252 192H254L255 190H254ZM2 189V188H1ZM0 189V220L3 218L2 216H3V205L5 204L4 203V197H5V195H4V193L2 192V191H5L4 190V188L1 190ZM158 189V188H157ZM201 189V188H200ZM153 190H154V188H153ZM197 190H199V188H197L196 189V191L194 192V193H190L189 195H190V199L192 200H194L195 201V197H197ZM249 190H250V192H249ZM201 191V190H200ZM85 192H86V190H85ZM203 192H205V191H203ZM69 194V193H68ZM154 194V193H153ZM158 194V195H159ZM81 195V194H80ZM72 196V195H71ZM159 197V196H158ZM204 197V196H203ZM6 198V197H5ZM166 198V197H165ZM78 199V198H77ZM156 199V198H155ZM181 199V198H180ZM248 199V198H247ZM10 200H11V198H10ZM79 200V199H78ZM7 201V200H6ZM5 201V202H6ZM77 201V200H76ZM150 201V200H149ZM156 201V200H155ZM177 201V200H176ZM137 202H139V201H137ZM147 202V201H146ZM171 202V201H170ZM214 202V203H215ZM237 202V201H236ZM77 203V202H76ZM191 203V202H190ZM6 204H7V202H6ZM5 204V205H6ZM66 204V203H65ZM71 204V203H70ZM181 204V203H180ZM212 204V203H211ZM11 205V204H10ZM148 206H149V204H148ZM5 207V206H4ZM16 207V206H15ZM53 207V206H52ZM70 207V206H69ZM128 207V208H129ZM145 207V206H144ZM6 208V207H5ZM122 208V209H123ZM71 209V208H70ZM74 209H72V211L71 212H76V211H74ZM145 209V208H144ZM65 210V209H64ZM107 210H109V209H107ZM115 210V209H114ZM113 210V211H114ZM118 210V209H117ZM132 210V209H131ZM139 211V210H138ZM80 212V211H79ZM263 212V211H262ZM69 213V212H68ZM80 213V214H81ZM132 213V212H131ZM4 214H5V212H4ZM79 214V215H80ZM137 214V213H136ZM124 215V214H123ZM131 215V214H130ZM68 216H70V215H68ZM74 216V215H73ZM100 216V215H99ZM116 216V215H115ZM105 217V216H104ZM129 217V216H128ZM68 218V217H67ZM101 218V217H100ZM77 219V218H76ZM104 219V218H103ZM106 219V218H105ZM3 220V219H2ZM5 220V219H4ZM58 220V219H57ZM67 220V219H66ZM102 220V219H101ZM119 220V219H118ZM124 220V219H123ZM62 221V220H61ZM83 220H81V223H83L82 222ZM104 221V220H103ZM121 221V220H120ZM99 222V221H98ZM112 223H113V221H111ZM118 222V221H117ZM94 223V222H93ZM54 224H56V223H54ZM72 224V223H71ZM77 224V223H76ZM97 224V223H96ZM117 224V223H116ZM120 224V223H119ZM85 225H87V224H85ZM114 225V224H113ZM55 227H57L56 225H54ZM65 226V225H64ZM92 226V225H91ZM110 226V225H109ZM260 226H261V236H262V239H263V245H264V212L262 213V215H261V224H260ZM54 227V228H55ZM62 227V226H61ZM88 227V226H87ZM118 227V226H117ZM53 228V227H52ZM64 228V227H63ZM127 229V228H126ZM53 230V229H52ZM75 230H76V228H75ZM87 230H88V228H87ZM60 231V230H59ZM62 231H63V229H62ZM226 231V230H225ZM55 232V231H54ZM74 232V231H73ZM101 232V231H100ZM218 232V231H217ZM59 233H61V231L59 232ZM49 234V233H48ZM52 234H53V231H52ZM78 234H79V232H78ZM98 234H100V233H98ZM122 234V233H121ZM104 235V234H103ZM49 236H51V235H48L47 237L44 235V237L43 238H40L41 240H40V242H39V244L37 245V251L39 252V254H40V256H41V258H42V264H48V262H46V260H47V257L50 255V250H51V243H50V240H49ZM53 236V235H52ZM83 236V235H82ZM100 236V235H99ZM98 236V237H99ZM93 237V236H92ZM97 237V236H96ZM95 237V238H96ZM101 237V236H100ZM99 237V238H100ZM103 238V237H102ZM209 238L211 239V240H217V239H220V240H225V237L223 236V235H220L219 233H212V234H210L209 235ZM76 240V239H75ZM84 240V239H83ZM77 241V240H76ZM86 241H87V239H86ZM90 241H92V240H89V244H91L90 243ZM97 241V240H96ZM84 242V241H83ZM216 242V241H215ZM87 243V242H86ZM94 243V242H93ZM126 243V242H125ZM85 244V243H84ZM63 245L64 246H62V248H66V244H64L63 243ZM74 245V244H73ZM81 245V244H80ZM99 245V244H98ZM123 245V244H122ZM95 247V246H94ZM122 247V246H121ZM61 248V247H60ZM115 248H117V247H115ZM67 249V248H66ZM74 249V248H73ZM73 249H71V250H73ZM77 249H78V247H77ZM124 249V248H123ZM115 250V249H114ZM94 251V250H93ZM121 251V250H120ZM68 252V251H67ZM79 252V253H78ZM82 252V251H81ZM114 252V251H113ZM69 253V252H68ZM86 253V252H85ZM85 253H83L82 252V254L80 253V251H78V250H73V251H71V254L73 255V259L74 260H76V262L77 263H79V262H83V261H86L87 260V258L89 257L88 255H90V254H85ZM94 254H96V253H94ZM110 254V253H109ZM125 254V253H124ZM94 256V255H93ZM107 256V255H106ZM130 256V255H129ZM91 257V256H90ZM105 257V256H104ZM126 257V256H125ZM71 258V260H73ZM113 258V257H112ZM70 260V261H71ZM90 260V259H89ZM126 260V259H125ZM73 262H75V261H73ZM91 262V261H90ZM80 263V264H81ZM85 263V262H84ZM99 263V262H98ZM175 263V262H174ZM69 264H70V262H69ZM73 264V263H72ZM86 264V263H85ZM94 264V263H93ZM261 264H264V253H263V256H262V263Z\"/></svg>",
	"mask_w": 264,
	"mask_h": 264
}]
</instances>
